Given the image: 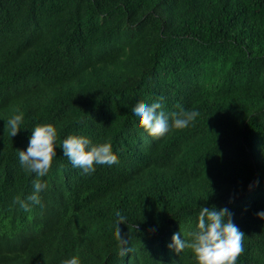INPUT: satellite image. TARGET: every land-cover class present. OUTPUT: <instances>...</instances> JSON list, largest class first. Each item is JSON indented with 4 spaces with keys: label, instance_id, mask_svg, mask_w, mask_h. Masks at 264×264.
<instances>
[{
    "label": "trees",
    "instance_id": "1",
    "mask_svg": "<svg viewBox=\"0 0 264 264\" xmlns=\"http://www.w3.org/2000/svg\"><path fill=\"white\" fill-rule=\"evenodd\" d=\"M140 102L199 115L154 139ZM37 124L55 127L56 155L24 211L14 199L38 177L18 153ZM70 135L118 163L83 173ZM213 205L245 234L236 264H264V0H0V264H197L168 245Z\"/></svg>",
    "mask_w": 264,
    "mask_h": 264
},
{
    "label": "clouds",
    "instance_id": "2",
    "mask_svg": "<svg viewBox=\"0 0 264 264\" xmlns=\"http://www.w3.org/2000/svg\"><path fill=\"white\" fill-rule=\"evenodd\" d=\"M159 100H163V97ZM131 112L134 118H139V126L154 139L164 136L170 128H186L199 115L198 111L187 110L166 113L162 110L160 102L151 105L140 102L131 109ZM22 120L23 113H19L6 122L12 137L20 131ZM55 139L56 129L53 125L37 124L33 129L27 150H19V162L24 170L35 173L38 177L33 181V193L26 200H21L19 196L14 199V203L24 211H30L32 204H41L39 193L46 185L40 182L39 177L45 176L52 166L53 157L56 155ZM60 146L73 167L81 169L85 174L94 172V165L111 166L118 163L117 155L113 152L111 144L107 142L94 144L87 137L70 135ZM257 215L264 219V211L258 212ZM231 216L227 208L217 209L214 205L201 206L197 230L189 233L190 239H181V232H177L173 234L172 242L168 247L177 253L190 249L197 259V264H236L238 256L244 251L245 234L232 222ZM116 217L115 234L117 240L124 246L120 250V255L123 256L130 251L127 247L129 238H124L119 227L121 223H125V217L119 212L116 213ZM62 264H80V262L73 256L62 261Z\"/></svg>",
    "mask_w": 264,
    "mask_h": 264
},
{
    "label": "bare ground",
    "instance_id": "3",
    "mask_svg": "<svg viewBox=\"0 0 264 264\" xmlns=\"http://www.w3.org/2000/svg\"><path fill=\"white\" fill-rule=\"evenodd\" d=\"M89 194V193H88Z\"/></svg>",
    "mask_w": 264,
    "mask_h": 264
}]
</instances>
